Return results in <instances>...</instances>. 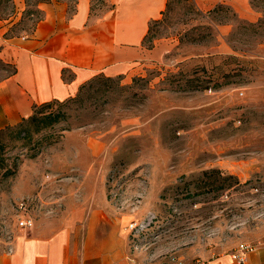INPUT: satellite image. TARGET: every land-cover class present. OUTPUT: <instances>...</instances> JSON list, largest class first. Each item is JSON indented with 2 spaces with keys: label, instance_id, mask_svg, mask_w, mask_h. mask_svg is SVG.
Returning a JSON list of instances; mask_svg holds the SVG:
<instances>
[{
  "label": "rangeland",
  "instance_id": "1",
  "mask_svg": "<svg viewBox=\"0 0 264 264\" xmlns=\"http://www.w3.org/2000/svg\"><path fill=\"white\" fill-rule=\"evenodd\" d=\"M57 1L70 15L78 2ZM13 12L0 0L3 18ZM166 12L152 33L158 54L138 74L53 102L44 115L58 122L38 146L0 136V246L76 222L82 235L125 239L142 264H196L264 242V38L244 29L261 14L252 0L192 10L171 0Z\"/></svg>",
  "mask_w": 264,
  "mask_h": 264
},
{
  "label": "crops",
  "instance_id": "2",
  "mask_svg": "<svg viewBox=\"0 0 264 264\" xmlns=\"http://www.w3.org/2000/svg\"><path fill=\"white\" fill-rule=\"evenodd\" d=\"M240 1L226 0L233 6ZM115 2L113 11L93 16L91 0H78L71 15L67 4L52 0L40 6L44 20L33 34L6 37L26 9L24 0H14L10 19L0 20V61L15 67L14 75L4 70L0 79V130L31 117L36 106L76 97L95 76H134L155 60L159 47L150 50L144 41L168 0ZM49 228L42 223L9 248L0 246V264H142L123 238L82 235L77 222L59 231ZM196 264L235 261L232 253H225ZM246 264H264V242L248 255Z\"/></svg>",
  "mask_w": 264,
  "mask_h": 264
},
{
  "label": "trees",
  "instance_id": "3",
  "mask_svg": "<svg viewBox=\"0 0 264 264\" xmlns=\"http://www.w3.org/2000/svg\"><path fill=\"white\" fill-rule=\"evenodd\" d=\"M13 1L14 0H12V2ZM181 1H184L185 4H187L190 7L191 10L194 8V0H181ZM51 2H52V0H37L36 4L34 5L35 9H31V5H30L29 0H25L26 9L24 11L23 18L21 19V21L18 24H15L13 27H11L10 31L6 34V37L20 35V34H14V29L16 27H18L25 20V18L27 16H31V15L37 14L39 16H38V19H37L36 23L34 24L33 28L29 29V30H26V29L23 30L24 33H26L28 35L33 34L34 31L36 30L38 24L41 23L44 20V13L41 11L40 6L42 4H48V3H51ZM170 2H171V0H168L167 9L169 8ZM252 6L254 8H256L260 12L261 18L259 19V21L256 24H247V26L244 27V29L246 30V32H250L254 36L264 38V0H252ZM115 7H116V5L113 4L109 8V11H107V12L113 11L115 9ZM216 11H226V12H228L229 9H227V8H225L223 6H218L216 8ZM107 12H103L102 14L97 15V14H94L93 13V9H91V14L93 16H101V15L107 13ZM166 13L167 12L165 11L162 14V17H165ZM0 20L1 21H6L7 19L3 18L0 15ZM161 22H162V20H156V21L152 22L151 25H150V29H149L148 35L146 36V39L144 41L146 47L148 49H150V50L154 48V43L152 41L153 40V36H152L153 28H154V26L160 24ZM0 63H2V62L0 61ZM2 65L4 66V68L2 70L3 72H4V70H6L8 72H12L13 75L15 74V67L6 66L3 63H2ZM100 77H103V75L95 76L92 80H90L88 83L83 85L81 87L79 93L81 94L83 92V89H85V87L90 82L93 83V82L99 80ZM108 79H112V78H108ZM71 99H73V98H70V99H68L66 101H69V100L71 101ZM54 102H59V101H54ZM52 105H53V102L47 103V104H44V105H41V106H36L34 108V112H33V115L31 117L22 120V122H20L16 126L7 127L5 129L0 130V136L4 137L6 134L7 135H11V136L17 135V136H15V139H16L17 142H21L22 143L20 145L21 148L22 147H27L28 145H31L33 143H35L36 146H38V144L41 143L45 139L42 138V139H39V140L35 141V138L38 137L39 135H41L48 128L53 126L56 122H58L56 120V118H54L51 114L50 115H44V111L49 109L50 107H52ZM35 156L36 155H33L32 158H35Z\"/></svg>",
  "mask_w": 264,
  "mask_h": 264
},
{
  "label": "built area",
  "instance_id": "4",
  "mask_svg": "<svg viewBox=\"0 0 264 264\" xmlns=\"http://www.w3.org/2000/svg\"><path fill=\"white\" fill-rule=\"evenodd\" d=\"M20 225L25 229H29V228H33L34 222L31 218L26 217L22 219ZM131 229L132 231L135 230L136 226L132 225ZM256 250L257 247L253 244H249V243L240 244L232 253V257L235 261V264H246L248 255L255 252Z\"/></svg>",
  "mask_w": 264,
  "mask_h": 264
}]
</instances>
